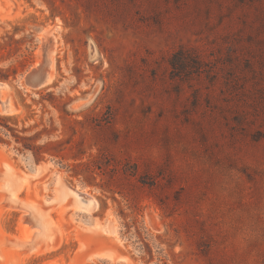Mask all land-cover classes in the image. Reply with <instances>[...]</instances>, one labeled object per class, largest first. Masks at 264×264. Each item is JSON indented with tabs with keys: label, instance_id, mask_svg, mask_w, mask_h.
<instances>
[{
	"label": "rangeland",
	"instance_id": "1",
	"mask_svg": "<svg viewBox=\"0 0 264 264\" xmlns=\"http://www.w3.org/2000/svg\"><path fill=\"white\" fill-rule=\"evenodd\" d=\"M0 80V264H264V0H0Z\"/></svg>",
	"mask_w": 264,
	"mask_h": 264
},
{
	"label": "bare ground",
	"instance_id": "2",
	"mask_svg": "<svg viewBox=\"0 0 264 264\" xmlns=\"http://www.w3.org/2000/svg\"><path fill=\"white\" fill-rule=\"evenodd\" d=\"M53 53H54L53 49L49 50V52H48V66H49V70H50L49 71L50 72L49 79H51V77H52V61H53L52 57H53ZM49 79H48V81H49ZM5 99H7V97H4V100ZM6 108L7 109H5V111H4L3 107L0 105V112L9 113V112H12L14 110V106L10 103V101H9V104L7 105ZM4 171H5V173L7 175L12 174V172H11L12 171V167L7 164L6 168L4 169ZM23 183L24 182L16 184V185H12L10 182H8V183H5L4 186H6V189L10 190V193L8 195L9 201L14 203L18 207L22 206L24 208H27L28 215L30 216V218L28 220L29 221L31 220L34 225H37L38 227H40V228H37V229L34 228L35 231L32 233V235H31V232L33 230L29 231L28 237L30 238V236H31V239L30 240H26V241L21 240L20 242H21L22 246H24L25 248H28L30 251L31 250L34 251L35 249H37V248H39L41 246L38 250H35V252H41V251H44V250L54 246L59 238L56 236L57 234H56V231L54 230V228H53V231H52L51 235H47L46 234L45 227L42 226L39 223V221H38V219L36 217V215H37L36 213L37 212H43V211L38 210L36 208V204H34V203L32 204V203H29V202H26V201L18 199L17 193L22 188ZM71 191L75 192L76 194H78L79 196L82 197V200L80 201L81 205H83V203H86V206H87V205H90L92 202H94L93 199H91L90 197H87V200L84 199L85 196L80 194L76 189L75 190L71 189ZM70 193L71 192H68V194H70ZM33 215L35 216L37 221L34 220ZM45 221L48 223V219H45ZM53 236H55V237H53ZM42 239L44 240V242L40 244V240L43 241Z\"/></svg>",
	"mask_w": 264,
	"mask_h": 264
},
{
	"label": "trees",
	"instance_id": "3",
	"mask_svg": "<svg viewBox=\"0 0 264 264\" xmlns=\"http://www.w3.org/2000/svg\"><path fill=\"white\" fill-rule=\"evenodd\" d=\"M2 78H7V76L5 74H2ZM8 119H10V116H0V120L4 122L7 121ZM1 124L3 125V127H5L7 130L10 131L9 134H11L15 138L17 143L22 144V146L25 149H31L38 159L42 158L44 153H49L51 155H59V149H54L55 146L58 144L54 141H49L42 145L36 144V140L37 138H39V134L41 132H37L36 134L29 136V135L22 134V132H25L26 129L19 130L16 127L11 126L7 123H1ZM0 141L4 142L5 140L2 137H0ZM87 164L88 162L81 161V162H78L75 165V167H78L80 165L86 166Z\"/></svg>",
	"mask_w": 264,
	"mask_h": 264
},
{
	"label": "water",
	"instance_id": "4",
	"mask_svg": "<svg viewBox=\"0 0 264 264\" xmlns=\"http://www.w3.org/2000/svg\"><path fill=\"white\" fill-rule=\"evenodd\" d=\"M44 52L41 61L38 63L37 66H34L32 69L26 72L24 75V81L31 87H41L45 85L49 79V66H48V52L51 49H54V46H50L47 42L44 43ZM9 87V83L0 80V105L3 107L4 111L7 109V105L9 104L10 97L8 96L7 99L4 100V91ZM8 111V110H7ZM82 194V192H79ZM22 207V206H21ZM24 208V207H23ZM27 209V208H25ZM30 216H27V221ZM31 221V220H30ZM125 256V255H124Z\"/></svg>",
	"mask_w": 264,
	"mask_h": 264
}]
</instances>
